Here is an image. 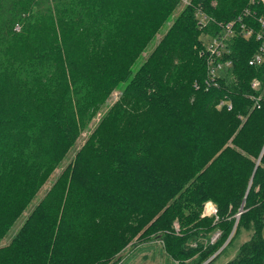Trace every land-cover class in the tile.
Instances as JSON below:
<instances>
[{"label": "trees", "instance_id": "trees-1", "mask_svg": "<svg viewBox=\"0 0 264 264\" xmlns=\"http://www.w3.org/2000/svg\"><path fill=\"white\" fill-rule=\"evenodd\" d=\"M212 1L172 17L180 0H0V239L60 168L0 244V264H106L154 238L173 264H201L237 212L210 260L242 227L222 264H264V102L246 93L264 71L239 35L234 75L205 88L200 36L246 7L264 17V3ZM226 92L231 110L217 106Z\"/></svg>", "mask_w": 264, "mask_h": 264}, {"label": "built area", "instance_id": "built-area-1", "mask_svg": "<svg viewBox=\"0 0 264 264\" xmlns=\"http://www.w3.org/2000/svg\"><path fill=\"white\" fill-rule=\"evenodd\" d=\"M264 0H249L250 4H256ZM255 13V12H254ZM252 13L251 9L246 7L236 17L228 20L223 25L220 24L219 32L209 34L208 38L203 41V52L205 54V76L204 81L201 83L205 88L211 86H219L222 81H227L235 73V66L232 55L230 54L232 48V39L238 35L250 40L254 47L247 59L248 64L254 67L261 68V74H263L264 67V17L257 16ZM203 17L207 18V15L203 12H199ZM246 20L244 21V17ZM248 16V17H247ZM200 21H204L203 19ZM241 22L239 27H236V23ZM239 33V34H236ZM226 35L230 36V42L228 47L226 45ZM195 87H199L200 84L195 82ZM250 98L256 106H259L260 102H264V80L255 75L250 80ZM217 106L231 110L233 108V102L228 92L219 97ZM204 211L208 214L216 213V206L214 204H206Z\"/></svg>", "mask_w": 264, "mask_h": 264}, {"label": "rangeland", "instance_id": "rangeland-1", "mask_svg": "<svg viewBox=\"0 0 264 264\" xmlns=\"http://www.w3.org/2000/svg\"><path fill=\"white\" fill-rule=\"evenodd\" d=\"M190 2H191V0H180L179 7L175 10V12L171 16L174 17V15L181 8H183L186 4H190ZM215 3H216V1L213 0L212 1V4H215ZM206 19H207L206 20V23H207L208 20L210 19V16H207ZM170 21H171V18L160 28L159 32L149 42V44L146 46V48L144 49V51L136 58V60L133 62L132 66H131L132 71H134L137 68V66L143 60V58L145 57V55L152 49V47L155 45V43L157 42L158 38L161 36V34L165 30V28L170 24ZM221 23H222L221 20L218 21V22H216V24H217L218 27H220V24ZM45 24L50 25L48 22H45ZM222 24L224 25L225 22H223ZM209 25H206L207 28H206L205 25H203L204 26V30L202 32H206V34H201L200 35L201 36V39L203 41L208 38L209 34H214L213 31H215V30H210L211 27L208 28ZM215 28H217V27H214V29ZM16 29H19V26L18 25L16 26ZM225 38H226V41H227L226 45L228 47H230L229 46L230 36H227L226 35ZM234 39H232V42H231L232 44L234 42ZM234 50H235V48H234ZM203 53L204 52H202V54ZM124 82H122L121 85H123ZM118 91L119 90L117 88L116 89H112V93L110 94V96L108 97V99L106 101L107 102V105H108V103H111L116 98L117 94L119 93ZM85 136H86V132L83 131L81 133V135L78 137L77 141H76L77 146L81 144V142L83 141V139L85 138ZM67 160H65V161H67ZM59 170H60V168L55 169V171L52 173V175L46 181V183L38 190V192L33 197V199L26 206V208L23 211V213L20 214V216L16 219V221L13 223V225L7 231V233L5 234V236L2 239H0V244H3V243L8 242L9 239L14 235V233L18 229L19 225L21 224L22 220L25 218V216L27 215V213L33 208V206L36 204V202L39 200V198L43 195V193L45 192V190L49 187V182L55 177V175L57 174V172ZM209 203L210 204H214L212 200H207V201L204 202L205 205L206 204H209ZM238 216L239 215H238V212H237L235 214V217L236 218H235L234 224L232 226V229L230 230V232H229L226 240L222 244V246L218 250H216L213 254H211L209 257H213L217 252L220 251V249L227 243V241L230 240L231 236L233 235L235 226L237 224ZM174 226H175L176 229H178V223H177V221L174 222ZM217 232L219 233V231H217ZM218 233H213L212 234V240H214L216 238V236H217ZM263 235H264V227H263ZM247 237H248V231H246L242 227L239 228L238 231H237V233L235 234L232 242L226 247V249H224L221 253L217 254L207 264H222L223 262H225L228 259H230L231 257H233V255L235 254L236 249L238 248L239 244L242 241H244ZM135 238H133V239H135ZM142 240L146 241L145 238L141 239L140 241H142ZM143 243H150L151 246L146 247V248L140 250V248H142L143 245H145ZM143 254H145L146 257H143L142 256ZM106 264H173V262L166 255V253H165V251L163 249L162 240L160 238H154V239H151V241L142 242V243H140L138 245H133V244H131V241H129L122 249H120L119 251H117L115 253L114 258L111 259V260H108Z\"/></svg>", "mask_w": 264, "mask_h": 264}, {"label": "water", "instance_id": "water-1", "mask_svg": "<svg viewBox=\"0 0 264 264\" xmlns=\"http://www.w3.org/2000/svg\"><path fill=\"white\" fill-rule=\"evenodd\" d=\"M243 204V203H242ZM240 212H238L239 215ZM212 257H209L207 260H205L204 262H202L201 264H206Z\"/></svg>", "mask_w": 264, "mask_h": 264}]
</instances>
